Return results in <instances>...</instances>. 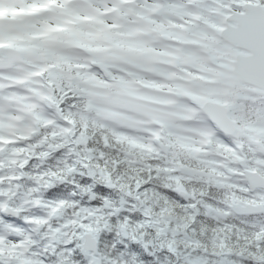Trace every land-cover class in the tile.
<instances>
[{
  "label": "snow or ice",
  "instance_id": "6c2138e0",
  "mask_svg": "<svg viewBox=\"0 0 264 264\" xmlns=\"http://www.w3.org/2000/svg\"><path fill=\"white\" fill-rule=\"evenodd\" d=\"M69 100L75 111L64 107ZM257 101L261 106L253 107ZM105 122L114 126L108 132L115 141L142 149L148 158L170 151L167 171L181 173L173 177V190L185 199H195L182 186L185 178L228 189V209L206 205L210 214L264 211V0H0V153L32 155L33 146H16L35 141V147L47 145L39 156L45 159L64 146L55 141L67 142L75 125L98 128ZM142 126L148 143L118 131ZM86 140L81 132L76 143ZM43 175L51 179H35L45 189L63 179L55 172ZM231 176L245 183L233 184ZM59 195L54 190L51 201H26L47 212L22 216L26 209L12 206V189L0 187V264H71L62 255L70 248L57 251L68 238L52 220L76 202L55 199ZM5 216L22 218L31 228ZM41 229L50 241L43 246L34 238ZM81 233L77 243L86 251L84 226ZM254 240L247 255L251 264H264V225ZM144 258L153 256L144 251Z\"/></svg>",
  "mask_w": 264,
  "mask_h": 264
},
{
  "label": "trees",
  "instance_id": "16d2710c",
  "mask_svg": "<svg viewBox=\"0 0 264 264\" xmlns=\"http://www.w3.org/2000/svg\"><path fill=\"white\" fill-rule=\"evenodd\" d=\"M72 104L73 101L69 100L64 107L67 108L69 106L71 108ZM71 110L75 111L74 108H71ZM81 132H85L87 136V140L83 142V145L76 143ZM55 142L62 143L64 146L51 152L47 158H39L40 152L29 156L24 169V178H27V188L33 191L35 190V184H38L35 179L36 177L51 179L43 175L46 172H55L63 178L61 181L55 182L54 189L42 187L40 191L41 195L46 200L48 199L47 201L54 199L52 192L55 190L60 193L55 199L74 200L76 202L75 207L66 206L64 208L66 221L62 222L69 225L67 219L79 208L80 219L78 221L73 220L75 221L73 226L76 227L72 229L73 231H70V228L66 227L67 232L73 234L71 239L72 244H77V234L81 232L79 222H83L82 218L84 214L82 209H85L89 205L97 206L93 204V201L97 199L103 200L101 206L106 205L109 200L113 201L108 196L100 197L95 192V188L100 185L119 193V197L121 195L127 199L135 197L139 199L140 197L141 206L149 209L144 212V219H140L138 226H136L135 222L133 224V219L124 224L129 229L135 228L134 233H136L145 246H153L148 241L150 239L153 242V239H156V235L159 234L161 236L158 241L159 246L175 247L172 248L175 250L174 254H169L168 247L162 248L161 253H167L168 257L160 258V261L155 260L156 264H175L179 260L185 263L184 257H193V255L195 258L205 260V264H215L209 261L214 259L217 261L216 259L219 256L230 260L233 262L232 264H248V262H251L247 255V249L251 244L255 243L254 233L257 231L250 229L247 223L240 218L229 216L225 219H219V217L213 214L207 216L202 213L197 214L190 207H186L187 205L183 204V202L180 204V209L170 198H166L167 195L156 186L163 179V174L159 170L164 167L157 160L146 157L142 149L133 148L134 150L131 151V149L126 148L122 143H116L112 139H110L109 144H103L97 130L95 133H92L88 127L84 129L80 124L75 125V132L68 137L67 142L63 138H57ZM65 145L67 147L75 146V152L71 151L69 153L71 159L68 162L65 159L58 162L56 157H62V150H65ZM85 149H88L87 153H85ZM125 154L135 156L133 159H140L137 161L140 164L123 159ZM169 155L170 152L164 156ZM68 167L74 168L75 172L69 174L67 172ZM89 170L94 172V176H89ZM102 173L103 175L106 174L109 181L113 183L112 188L105 185L106 181L102 179ZM84 180H87L88 183L84 184ZM181 182L186 188H192L195 185L186 180H182ZM76 185H80V188L75 187ZM38 186L40 187L41 185L38 184ZM207 194L210 195L212 192L207 191ZM89 195L92 196L91 202L88 200ZM116 200L113 202H116ZM144 220L152 224V226L149 225L150 229L147 228L148 225H145ZM142 221L143 223H141ZM220 229H224L223 233L220 232ZM245 235L248 236L247 240L244 239ZM218 236L223 237V240L217 239ZM130 241L132 244H137L141 247L139 241L135 242L133 239ZM188 241L194 246H187ZM62 242L64 243V241H60L57 246H62ZM221 243L224 244L223 248L220 247ZM185 246L186 249L182 251L181 249ZM188 249H191V255L187 253ZM152 256L155 258L154 255ZM131 260L133 264H143L135 255L131 257Z\"/></svg>",
  "mask_w": 264,
  "mask_h": 264
},
{
  "label": "clouds",
  "instance_id": "9594fccd",
  "mask_svg": "<svg viewBox=\"0 0 264 264\" xmlns=\"http://www.w3.org/2000/svg\"><path fill=\"white\" fill-rule=\"evenodd\" d=\"M95 192L98 193L100 197L108 196L113 201H115L120 195L119 193L113 190L104 189L103 186H100V185H98L95 188ZM93 204L102 205L103 200L97 199L93 201ZM105 211H107V209H105ZM125 218L126 217L124 213H121L120 215L115 216V217H110L111 219L110 231L107 233H103L101 236V243L99 245V251L96 254L100 258L99 261H97V264H108L107 258H111L112 261L127 259L129 260L131 264V257L133 255H135L139 261H142L143 264H156V261L154 258L147 259V260L144 258V251L139 245L136 244L134 246L131 243V241H128L126 245L122 243V237L119 234V232H117L116 226L120 223L122 219H125ZM136 219H138V217H133V224ZM130 231L135 232V228L134 227L130 228ZM113 243L116 244L115 248L111 247ZM166 255L168 254L161 253L160 258L163 259V257ZM74 258L79 261V264H89V261L84 256H82L79 252L76 253ZM248 264H251V262H248Z\"/></svg>",
  "mask_w": 264,
  "mask_h": 264
},
{
  "label": "rangeland",
  "instance_id": "374dc122",
  "mask_svg": "<svg viewBox=\"0 0 264 264\" xmlns=\"http://www.w3.org/2000/svg\"><path fill=\"white\" fill-rule=\"evenodd\" d=\"M89 126H91L92 128H94L91 124H89ZM102 126H103V125H102ZM172 131L175 132L173 129H172ZM140 139H141V141L144 143V138H140ZM81 144L83 145L84 143H81ZM84 151H85V153H87V152H88V149H85ZM172 175H173V174H172ZM234 180H236V179H234ZM231 181H232V180H231ZM119 204H120L119 209H122L121 206L124 204V200H123V199H119ZM91 226H93V227L95 228V224L92 223ZM91 231L97 233L95 229H92ZM87 233H88V235H89V232H87ZM81 235H82L81 232H79V233L77 234V241H78V238L81 237ZM158 235H159V234L156 235V240H157V241L160 240L159 237H158ZM76 243H77V242H76ZM92 243H93V238H92V236L90 235V236H89V243H88V245H90V244H92ZM79 244H84V240H83V239H79ZM187 246H194V245H191V243L188 241ZM190 250H191V249H188V252H187V253L191 255L192 253H191ZM192 250H193V249H192ZM193 254H194V253H193ZM193 256H194V255H193ZM188 257H191V256H188ZM199 260H200V259H199ZM180 263L183 264L182 262H180Z\"/></svg>",
  "mask_w": 264,
  "mask_h": 264
}]
</instances>
